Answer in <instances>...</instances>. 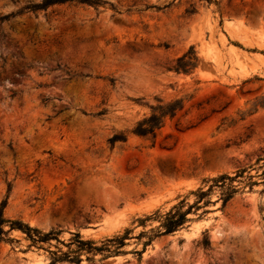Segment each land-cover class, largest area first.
<instances>
[{
    "label": "rangeland",
    "instance_id": "1",
    "mask_svg": "<svg viewBox=\"0 0 264 264\" xmlns=\"http://www.w3.org/2000/svg\"><path fill=\"white\" fill-rule=\"evenodd\" d=\"M41 1L0 0V16ZM100 1L0 25V203L61 242L28 247L13 231L0 264H48L76 233L101 246L126 229L119 254L83 253L79 264H264V0ZM190 46L195 70L166 71ZM156 99L184 107L154 140L134 136ZM114 134L126 141L110 148ZM240 169L256 185L235 181L225 207L214 190L142 251L159 223L138 219L192 204L203 179Z\"/></svg>",
    "mask_w": 264,
    "mask_h": 264
},
{
    "label": "trees",
    "instance_id": "2",
    "mask_svg": "<svg viewBox=\"0 0 264 264\" xmlns=\"http://www.w3.org/2000/svg\"><path fill=\"white\" fill-rule=\"evenodd\" d=\"M80 4L88 5L96 9L100 5H105V2L100 0H42L39 3L30 4L24 7L21 11H18L16 14H6L0 16V25L14 17L19 15L22 12H31L36 13L38 11H46L49 7L54 5L62 4ZM110 9L117 13V10L112 7ZM194 12V10L189 13ZM197 65V56L192 46H190L181 56L177 57L165 67L166 71H171L176 74H190L192 73ZM14 94H12L13 96ZM264 106V101L262 102ZM184 107V102L182 99H174L168 102H163L160 99H156L155 105L149 106L148 115L144 116L142 119L137 121L134 127L131 129L130 133L134 136L154 140L157 132L164 126L166 121L172 120L178 112H180ZM104 111L96 113V116L103 114ZM126 137L123 134H114L107 139V143L110 148H113L114 145L118 142H125ZM263 161L264 159L258 158L257 163ZM264 167V163L262 165ZM246 169L237 170L233 176L229 174H220L215 177L205 178L202 181V186L198 187L195 191H190L189 195H193L195 200L192 204L186 202L187 197L180 200L177 204L173 205L167 212L161 214L159 211H155L153 214L144 217L143 219H138L137 222L139 226H143L147 221H158V225L152 229L150 232L151 236L143 242V250L148 246L153 239L163 236L170 235L181 228L189 222L187 218L192 211H198L205 208L210 204V196L214 190L218 189L219 199L222 201V207H225L226 204L233 198V196L238 193V185H234L235 181L241 183L244 182L243 179L247 180L245 183L250 188L253 185H256L255 182H252V176H245ZM242 179V181L240 180ZM207 186L206 189L204 187ZM9 186L7 191H9ZM6 202L2 201L0 203V241L12 242L14 241L9 236L13 231L22 233L25 236V239L29 241L28 247H36L37 249H44L43 244H49L51 240H55L57 243H61L57 236L59 231L50 230L48 232H42L35 227L29 226L27 223L22 222L19 219L7 218L4 215V208ZM130 230H124L122 235L114 236L110 239H106L101 246H96L93 241L83 240L81 236L76 233L73 235V239L66 245L70 250L66 253L61 252L60 250L56 251H47L50 256V261L48 264L56 263H80V256L85 254H96V253H106L107 255H117L119 254L118 249L122 248L125 244L124 241L128 238ZM145 232H141L136 237L141 239L144 236ZM204 248H209V242L207 240L203 241ZM73 247V248H71ZM141 255V252H136ZM108 257V256H107ZM90 260V259H88ZM140 260V258H139Z\"/></svg>",
    "mask_w": 264,
    "mask_h": 264
}]
</instances>
